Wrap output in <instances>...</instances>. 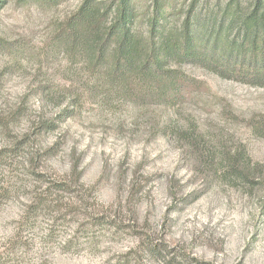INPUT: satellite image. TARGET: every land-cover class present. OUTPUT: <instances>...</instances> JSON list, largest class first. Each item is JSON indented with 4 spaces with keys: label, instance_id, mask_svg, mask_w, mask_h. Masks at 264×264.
Masks as SVG:
<instances>
[{
    "label": "rangeland",
    "instance_id": "obj_1",
    "mask_svg": "<svg viewBox=\"0 0 264 264\" xmlns=\"http://www.w3.org/2000/svg\"><path fill=\"white\" fill-rule=\"evenodd\" d=\"M83 1L0 9V264H264V84L113 82L60 36ZM172 2L233 39L250 0Z\"/></svg>",
    "mask_w": 264,
    "mask_h": 264
},
{
    "label": "trees",
    "instance_id": "obj_2",
    "mask_svg": "<svg viewBox=\"0 0 264 264\" xmlns=\"http://www.w3.org/2000/svg\"><path fill=\"white\" fill-rule=\"evenodd\" d=\"M6 1L0 0V9ZM149 1L151 6L140 11L141 0H115L112 11L98 8L96 0H84L60 36L71 44H83L91 67L104 65L113 82L126 87L132 80L164 101L188 90L182 79L172 75L171 64L204 67L244 84H264V0H250L245 14L230 15V23L237 22L233 39L226 34L231 26L223 32L217 27L202 29L189 10L174 13L172 0Z\"/></svg>",
    "mask_w": 264,
    "mask_h": 264
}]
</instances>
